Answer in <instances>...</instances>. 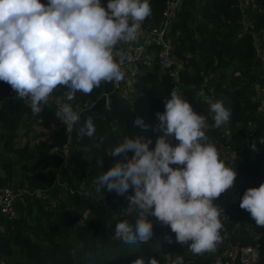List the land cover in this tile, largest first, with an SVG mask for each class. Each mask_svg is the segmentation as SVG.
I'll return each instance as SVG.
<instances>
[{
  "label": "trees",
  "instance_id": "1",
  "mask_svg": "<svg viewBox=\"0 0 264 264\" xmlns=\"http://www.w3.org/2000/svg\"><path fill=\"white\" fill-rule=\"evenodd\" d=\"M101 3L106 6L107 0ZM149 3L151 15L142 22V29L158 28L162 21L163 0ZM175 13L167 27L175 78L152 56L151 64L137 70L130 85L119 91L112 90L111 82H102L91 94L77 93L69 102L74 110L75 104L84 109L101 94H105L106 103L99 113L80 119L64 151L60 147L63 129L52 103L49 101L35 116L30 99H16L11 87L0 81V186L8 184L24 190L23 202L17 204L18 214H0L3 264H135L141 257L146 262L151 258L157 264H172L168 255L183 257L184 264H209L224 242L245 245L261 241L259 236L254 237L255 221L242 210L251 223L243 226L239 215H230L226 223L229 233L224 236L220 231L221 241L212 252L193 254L187 244L175 241L169 226L151 215L153 238L129 245L113 235L119 220H132L123 214L132 190L124 195L95 191L97 178L115 162L108 153L125 136H150V147H154L159 133L134 128L133 119L140 116L146 124L157 123L155 113L164 111L163 99L174 87L208 119L209 125L213 123L209 104L220 100L231 109L225 127L210 126L206 135L226 166L235 167L244 178L242 194L264 182V144L258 143L264 139V105L260 106L257 98V88H262L264 97V71L256 49L264 50V0H248L244 8L238 0H181ZM199 89L210 100L208 106L196 99ZM65 91L61 86L52 95L68 102ZM89 116L96 134L93 138L81 137L77 130ZM20 135L25 140L19 144ZM100 136L105 141L97 147L96 138ZM170 142L176 143L171 138ZM253 143L258 151L251 150ZM101 159L103 166L97 163ZM35 191L44 196L35 195ZM236 222L238 226L233 229ZM166 234L172 237L171 244L165 240ZM251 264H264V251Z\"/></svg>",
  "mask_w": 264,
  "mask_h": 264
},
{
  "label": "clouds",
  "instance_id": "2",
  "mask_svg": "<svg viewBox=\"0 0 264 264\" xmlns=\"http://www.w3.org/2000/svg\"><path fill=\"white\" fill-rule=\"evenodd\" d=\"M151 15L149 0H0V81L7 83L16 99H30L33 115L39 116L53 92L66 89V101L55 116L69 134L81 115L71 101L77 93L91 94L102 82H119L120 65L127 58L117 47L138 39L142 22ZM213 123L197 113L186 98L172 91L164 111L156 112L157 123L142 117L133 126L159 133L152 138L141 133L125 136L108 153L114 158L97 178L95 191H115L127 196L122 219L115 224L114 238L126 244L147 243L153 238L154 216L175 233V241L193 254L215 251L223 228L224 210L214 204L234 186L235 167L226 166L206 130L220 128L231 117L223 101L210 104ZM81 137L93 138L96 128L91 116L78 128ZM171 140L176 141L173 143ZM97 147L105 137L96 138ZM264 144V139L258 140ZM252 151H258L256 143ZM131 153V155H129ZM103 166V160L97 161ZM176 165V167H172ZM239 207L249 212L256 226L264 227V182L247 188ZM167 243L172 237L165 235ZM190 242V243H189ZM135 264H157L141 257ZM175 264H184L177 257Z\"/></svg>",
  "mask_w": 264,
  "mask_h": 264
},
{
  "label": "built area",
  "instance_id": "3",
  "mask_svg": "<svg viewBox=\"0 0 264 264\" xmlns=\"http://www.w3.org/2000/svg\"><path fill=\"white\" fill-rule=\"evenodd\" d=\"M180 1L181 0H163V9L161 11L162 21L160 26L152 29H139L138 39L136 41L130 43L122 42L120 44L119 47L124 51L127 58L124 63L120 65L123 78L119 82H111L112 90L119 91L121 88L130 85L134 73L140 68L149 66L151 64L150 57L152 56H154L156 63L161 69L168 70L169 74L175 78L176 72L175 69L172 68L173 57L171 54L169 37L167 36V27L168 19L178 9ZM238 2L241 8L245 7V0H238ZM149 44H152V52L150 55L147 52ZM125 76H127V80L130 81V83L124 79ZM172 91L179 93V89L176 87H174L171 92ZM171 92L167 98L163 99V102H166L170 98ZM49 101L53 105V112L55 115L58 106L63 103L62 97L60 95H52ZM60 126L63 129V141L60 147L64 151L71 141L72 133L69 139L66 126L61 122ZM15 198L16 193L11 185L6 184L0 186V214L7 217L14 216L13 203ZM227 201L229 200L225 197L224 193L213 201L214 204L224 210L220 216L221 223L223 224V228L220 231L224 236H227L229 233L226 224L230 217L229 210L226 207ZM258 236L261 238V241L254 244L239 245L230 243L229 241L224 242V246L212 255L209 264H251L255 262L264 251V235L259 234Z\"/></svg>",
  "mask_w": 264,
  "mask_h": 264
},
{
  "label": "rangeland",
  "instance_id": "4",
  "mask_svg": "<svg viewBox=\"0 0 264 264\" xmlns=\"http://www.w3.org/2000/svg\"><path fill=\"white\" fill-rule=\"evenodd\" d=\"M246 2H248V0H245V4H246ZM263 8V7H262ZM175 17H176V13L174 12V14L171 16V17H169V19H168V25L170 24V22L172 21V20H174L175 19ZM140 29L141 30H143L142 29V27H140ZM167 36H168V33H167ZM122 43V42H121ZM120 43V44H121ZM120 44H118L117 45V47H119L120 46ZM163 70V69H162ZM124 79L125 80H127V76H125L124 77ZM127 82L128 83H130V81H128L127 80ZM258 90H257V98H258V100L261 102V104H260V106H263L264 105V97H263V95L260 93V91H262V88L260 89V88H257ZM123 92V94L124 95H126L127 93H128V91H127V89L125 90V91H122ZM202 91L199 89V90H197V97L200 99V101H201V104L203 105V106H205V105H207L208 106V104L210 103V100H209V103H207V101H208V99H207V96L206 95H204L203 97H200L199 95H200V93H201ZM210 105V104H209ZM80 110H82V109H80L79 107H77V105L75 104V111H80ZM33 125V124H32ZM223 127H225V125L223 126ZM37 128L38 129H40V126H38L37 125ZM23 129L21 128L20 129V131H22ZM31 134H32V131H30L29 132V137L31 136ZM17 140H18V143L20 144V143H22L24 140H25V138H24V136L23 135H20V136H18L17 137ZM244 183H245V181H244V178H242L241 177V175H239L238 173H237V177H236V180L234 181V186L232 187V188H230V189H228V192H227V194L224 192V195H225V197L229 200V197H230V199L232 200V201H227L226 202V207H227V209L229 210V213H230V215H239V218L241 217V219H243V223H242V225L244 224L245 226H248L250 223H251V221H250V217H246V215H243V213L244 212H242V210L243 209H241L240 207H239V203H240V199H241V197H242V193H241V191H240V189L242 188V186L244 185ZM12 187V189L14 190V192L16 193V198H15V200H14V203H13V207H14V216L15 215H17L18 214V212H17V204L18 203H21V202H23V189H21L20 187H18V186H16V187H13V186H11ZM34 194L35 195H37V196H44V194H42L40 191H35L34 192ZM240 210V211H239ZM237 212H238V214H237ZM232 220V219H231ZM243 225V226H244ZM238 226V222H236L235 224H234V226H232V228L234 229L235 227H237ZM253 227V230H255L256 232H255V235H254V237L255 236H257L258 237V235L259 234H262V235H264V229H262V228H260V226H258V227H256V225L255 226H252ZM252 227H250V229H252ZM177 257H179V255H173V256H167V259L172 263V264H175V261H176V258ZM2 262V263H1ZM0 264H3V261H2V258L0 257Z\"/></svg>",
  "mask_w": 264,
  "mask_h": 264
},
{
  "label": "water",
  "instance_id": "5",
  "mask_svg": "<svg viewBox=\"0 0 264 264\" xmlns=\"http://www.w3.org/2000/svg\"><path fill=\"white\" fill-rule=\"evenodd\" d=\"M106 103V97L105 94H101L99 97H97L90 105L85 107L84 109L80 110L78 113H80L81 118L85 115L89 114H96L99 113L101 110V107ZM259 115V113H257ZM80 118V119H81Z\"/></svg>",
  "mask_w": 264,
  "mask_h": 264
},
{
  "label": "crops",
  "instance_id": "6",
  "mask_svg": "<svg viewBox=\"0 0 264 264\" xmlns=\"http://www.w3.org/2000/svg\"><path fill=\"white\" fill-rule=\"evenodd\" d=\"M254 39H255V43H254V44L257 45V43H258V38H257V36H254ZM256 49H257V55L259 56L260 61H261V68H262V70L264 71V50H262V49L259 48L258 46H256ZM147 52H148V54L150 55L151 52H152V47H150V48L148 47ZM199 96H200V97H203V96H204L203 92H201ZM196 97H197V96H196ZM196 99L198 100L199 98L197 97ZM207 99H208V97H207ZM207 103H209V99H208ZM223 126H224V125H223ZM223 126H222V127H223ZM227 192H228V190L225 191L226 194H227ZM229 201H232V200L230 199V197H229Z\"/></svg>",
  "mask_w": 264,
  "mask_h": 264
}]
</instances>
